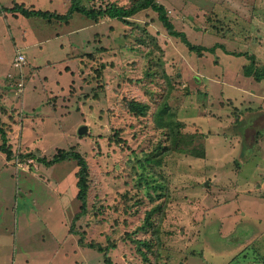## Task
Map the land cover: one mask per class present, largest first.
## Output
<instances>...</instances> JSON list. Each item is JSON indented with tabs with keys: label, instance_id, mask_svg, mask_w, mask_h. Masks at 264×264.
I'll use <instances>...</instances> for the list:
<instances>
[{
	"label": "rangeland",
	"instance_id": "374dc122",
	"mask_svg": "<svg viewBox=\"0 0 264 264\" xmlns=\"http://www.w3.org/2000/svg\"><path fill=\"white\" fill-rule=\"evenodd\" d=\"M158 2L170 30L161 9L127 24L76 10L61 21L10 8L68 15L72 0H0V124L14 152L10 160L0 149V264H72L80 255L92 264L192 255L189 264H245L259 255L264 264V78L254 74L264 67V0ZM184 36L205 48L190 49ZM131 100L147 109L130 110ZM163 108L185 152L164 151L154 121ZM58 149L86 162V218L74 221L78 162L36 159ZM92 242L102 251L84 246Z\"/></svg>",
	"mask_w": 264,
	"mask_h": 264
},
{
	"label": "trees",
	"instance_id": "16d2710c",
	"mask_svg": "<svg viewBox=\"0 0 264 264\" xmlns=\"http://www.w3.org/2000/svg\"><path fill=\"white\" fill-rule=\"evenodd\" d=\"M73 1V5L69 8L68 15L67 13L62 14V13H58L55 11H41V10H28L27 8L23 7L22 5H18L17 7H13L10 8L11 11L14 10L16 13L20 12L22 15L30 17V16H43V17H47L48 20L52 19V18H56L59 19L61 21H67L66 19H68L71 14L76 10L77 13H81L84 15H87L88 17H90V19H95L98 20L99 17H109V18H113V19H118L119 21H122L124 23H128V17L136 14L137 12H139L142 9H148V8H152V9H161L160 12L162 11V17L165 20V22L167 20H170L168 12L165 11V8L158 2V0H137V2H135L133 5L126 7L123 5H117L116 3H108V5L103 9L102 6L99 8H93V9H89L88 7L84 6L83 3L80 4V1L82 0H72ZM158 10V12H159ZM168 23V29L170 30L172 28V24L173 23L171 20ZM177 33V32H175ZM183 41L188 45V47L190 49H204V46H200V45H194L191 41H189V39L184 36ZM223 46V45H221ZM254 63L255 59L253 58ZM251 66L248 67L245 71V73L247 75H249L254 66L252 65V62L250 63ZM100 72V70H97V73ZM255 78L256 79H262L264 78V67L258 71V69L255 71ZM18 83H16V85L20 84L21 86H24V83L22 85L21 82L23 81H17ZM130 105V110H134L136 109V105H139V110L142 113L143 109L145 106L144 111L147 109V106L145 104L140 105L137 103V101L135 100H131L129 102ZM168 107V105L166 104L164 106ZM163 108V110L160 111V109H158L155 117H154V121L156 123V125L159 127L161 126V128L163 129V132L165 133V137L169 143V147H164V151L168 154L172 153L174 150H178V151H183L185 152L186 149L188 150V148H190L188 146V144H186L188 146L183 145V141L184 143H187V141L185 140V136L183 137V139H181V136L178 135V133H181V129H177V124L176 120L174 118V113H169L167 111H165ZM44 111L47 112L46 109L43 108ZM169 111V109H168ZM39 115L44 116L41 112V110L38 112ZM163 119H166V121H164ZM244 125H248L246 124V122L244 123ZM177 129V130H176ZM0 138H1V144H0V149L6 153L7 158L12 160L13 157V150H12V145L10 144V139L8 137L7 131L6 129L3 127V125L0 124ZM181 140V141H180ZM205 150L202 148L199 151L195 150V156L198 155H204ZM38 161L40 162H44L46 165H55L64 161H77L78 165L80 167V170L77 172L78 175V192L76 195L77 200H79L81 202L80 204V210L79 212L76 213V215L74 216V221H77L80 218H86L87 217V195L86 192L88 191V182H87V173H88V168L86 165V162L84 161V159H82L80 157V155L74 151H72L71 149H58L56 153L53 154L52 158L47 159L46 157H37L36 158ZM204 161L206 162L207 159H205V157L203 156ZM153 161L154 158L151 157L150 159H148V161ZM210 161V160H208ZM155 163L160 164L161 160L160 158L157 160H154ZM87 175V176H86ZM167 207V205H166ZM152 212L149 213V215H151ZM148 215V216H149ZM89 219V218H88ZM95 219V218H94ZM92 219V222L93 220ZM147 226L152 227L153 223L150 222V218L147 219L146 222ZM83 241V240H82ZM143 242H146L145 240ZM90 246L92 248H96L99 251H102L101 246H97L95 245V243H88L85 244V246ZM147 246H149V244H146ZM232 258V257H231ZM230 258V259H231ZM234 260V259H233Z\"/></svg>",
	"mask_w": 264,
	"mask_h": 264
},
{
	"label": "crops",
	"instance_id": "0c3cea01",
	"mask_svg": "<svg viewBox=\"0 0 264 264\" xmlns=\"http://www.w3.org/2000/svg\"><path fill=\"white\" fill-rule=\"evenodd\" d=\"M32 3L35 4V1H33ZM29 10H37V9H36V8H31V9H29ZM30 17H31V16H30ZM34 17L36 18V17H39V16H34ZM20 53H21V52H20ZM21 54H22V53H21ZM12 64H13V63H12ZM59 88H61V87H60V86H57V88H56L55 91H57ZM65 90H66V88H65ZM253 198H256V197L253 196ZM259 199L263 200V202H264V189L262 190V193L260 194ZM260 204H261V203H260ZM260 212L264 213V203H263V207L261 208V211H260ZM228 222H229V221H227L226 224H228ZM194 228H195V227H194ZM69 231L71 232L70 228H69ZM196 231H197V229H196ZM74 235H75V234H74ZM203 240H204V238H203ZM86 242H87V241H86ZM203 243H204V245H205V241H203ZM243 245H244V244H243ZM243 245H242V246H243ZM84 246H85V245H84ZM86 247H90V246L87 245ZM81 248H82V247H81ZM193 248H195V247H193ZM193 248H192V249H193ZM94 249H96V248H94ZM96 250H98V249H96ZM98 251H99V250H98ZM115 252H116V249L113 250L112 255L115 254ZM218 254H219V252H218ZM116 255H117V253H116ZM54 256H56L55 253H54ZM243 256H244L246 259L249 257L248 253H245ZM85 257L87 258V254H85ZM193 257H194L193 255H192V256H188V257H183V262H181L180 264L184 263L185 260H186V264L191 263L190 261L192 260ZM237 258H238V257H235L234 260H232V258L229 259L228 263H231V262L235 261ZM51 260H52V259L46 261V263H44V264H51V263H52ZM246 261H247V262H246L245 264L252 263V261H255L257 264H259V255L257 256L256 259H255V257H253L251 260H246ZM224 262H226V261L224 260ZM213 263H217V262L214 260ZM72 264H92V263H90L89 258L85 259L83 256L80 255L78 258L74 257V260H73Z\"/></svg>",
	"mask_w": 264,
	"mask_h": 264
},
{
	"label": "built area",
	"instance_id": "2783aa9c",
	"mask_svg": "<svg viewBox=\"0 0 264 264\" xmlns=\"http://www.w3.org/2000/svg\"><path fill=\"white\" fill-rule=\"evenodd\" d=\"M17 58H18L17 64L19 65L21 62H23V60H24L25 57H24L23 54H19Z\"/></svg>",
	"mask_w": 264,
	"mask_h": 264
},
{
	"label": "clouds",
	"instance_id": "9594fccd",
	"mask_svg": "<svg viewBox=\"0 0 264 264\" xmlns=\"http://www.w3.org/2000/svg\"><path fill=\"white\" fill-rule=\"evenodd\" d=\"M19 54H21V53L18 52L17 55H16V57H15V63H14V64H16V65H18V64H17V62H18V58H17V57H18ZM23 62H24V60H23Z\"/></svg>",
	"mask_w": 264,
	"mask_h": 264
}]
</instances>
